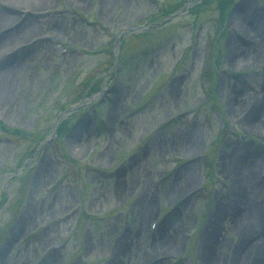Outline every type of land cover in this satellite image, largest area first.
I'll use <instances>...</instances> for the list:
<instances>
[{
	"label": "rangeland",
	"instance_id": "obj_1",
	"mask_svg": "<svg viewBox=\"0 0 264 264\" xmlns=\"http://www.w3.org/2000/svg\"><path fill=\"white\" fill-rule=\"evenodd\" d=\"M194 1L0 0V264H228L226 159L264 220V0Z\"/></svg>",
	"mask_w": 264,
	"mask_h": 264
},
{
	"label": "bare ground",
	"instance_id": "obj_2",
	"mask_svg": "<svg viewBox=\"0 0 264 264\" xmlns=\"http://www.w3.org/2000/svg\"><path fill=\"white\" fill-rule=\"evenodd\" d=\"M49 0H40V2H47ZM243 17H245V15H243ZM3 18H0V21H2ZM245 25V21L240 22V24H238L240 33L244 34L245 36H247V40L248 36H253V32H251V30H249L247 27L243 26ZM261 41H263V39H261ZM263 46V44H255V46ZM260 49H253V50H248L250 52H255V51H259ZM264 50V48H263ZM231 53H230V62H237L238 61H244L247 62V60H253V61H259L262 59V57H264V51L261 54H258L257 56H253L251 55V57L249 56H245V55H241L239 51H237V48L235 46L232 47L231 49ZM249 52V53H250ZM8 60V59H7ZM12 77L7 74V72L3 71L2 73H0V104L9 99V93H10V86H11V82H12ZM225 97L228 101L229 106L233 107L235 105V102L239 101V96H234L230 91H227L225 94ZM263 101L264 99L261 98ZM261 127L264 128V123L260 124ZM196 140L193 139L191 140L189 143L190 145L195 146L196 144ZM223 168L224 170L230 175L231 179L233 180V188H234V197H235V203L237 207V212L240 213V215L238 216V219L240 221L242 220H247L249 222H239L238 224H240L239 226L237 225V230L240 233V236H244L245 238H243L242 240L239 241L238 244L234 245L231 249L229 258L227 259V263L228 264H241L244 262V249L247 245L252 244V248L250 251L254 252V261L250 264H264V234L262 233L261 236L259 238H256V233H255V228L260 227V225H262L263 223V227H264V220H262L260 218V215H258L257 210L259 209L257 206H251L250 203H248L246 200L249 196L248 193L250 192H256V190L258 189V187L260 188V186L256 183H253L252 185L249 186V189H243L242 186V175L244 171H250L251 168V164L245 163L244 166L240 165V163L238 162V160L236 158L233 159V161H229V160H224L223 162ZM246 169V170H245ZM246 174V173H245ZM255 190V191H254ZM176 190L173 189L172 193L175 192ZM215 221L212 222V231H211V235L210 237L206 240V242L203 245V248L201 250V258H202V262L203 264H213V257L211 255V247L214 244L219 243V238L220 235L218 234V236H215V233H217L218 229L221 230L220 228V224L218 225L219 227L216 229V225H217V214L215 215ZM216 237V238H215ZM253 238V239H252ZM166 243H170L171 245H173L175 243V241L173 239H164L162 241V244H159L160 246H165ZM170 246V245H169ZM249 262L245 263L248 264Z\"/></svg>",
	"mask_w": 264,
	"mask_h": 264
},
{
	"label": "trees",
	"instance_id": "obj_3",
	"mask_svg": "<svg viewBox=\"0 0 264 264\" xmlns=\"http://www.w3.org/2000/svg\"><path fill=\"white\" fill-rule=\"evenodd\" d=\"M61 129H62V126L59 127V130H61ZM59 130H58V131H59Z\"/></svg>",
	"mask_w": 264,
	"mask_h": 264
}]
</instances>
